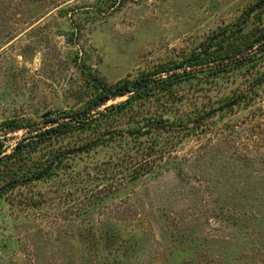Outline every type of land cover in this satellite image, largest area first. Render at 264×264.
Segmentation results:
<instances>
[{"label": "rangeland", "instance_id": "obj_1", "mask_svg": "<svg viewBox=\"0 0 264 264\" xmlns=\"http://www.w3.org/2000/svg\"><path fill=\"white\" fill-rule=\"evenodd\" d=\"M0 264H264V0H0Z\"/></svg>", "mask_w": 264, "mask_h": 264}, {"label": "trees", "instance_id": "obj_2", "mask_svg": "<svg viewBox=\"0 0 264 264\" xmlns=\"http://www.w3.org/2000/svg\"><path fill=\"white\" fill-rule=\"evenodd\" d=\"M197 64H195V65H193V66H203V65H205L206 63H199V62H196ZM181 67V66H180ZM184 69H187V66H184L183 67ZM163 84H167L168 82H166V81H164V82H162ZM101 88V87H100ZM103 91H106L105 93V95L104 96H102V94H100V98L98 99V101L95 103V106H94V108H98V107H100V106H102V105H104V104H106L107 103V101L109 100V98L111 97V96H115V97H117V96H123V95H125V94H128V93H130V90H128V89H115V90H110V89H107L106 87H102L101 88ZM81 119V118H80ZM82 119H83V117H82ZM66 125H69V124H66ZM66 127V126H65ZM64 127V128H65ZM11 128H15V126H12ZM59 129H61V128H56V129H51V130H49V131H47L46 133H49V134H51L52 132H55V131H57V130H59ZM34 144H36V142L34 143ZM32 145V143H30L29 145H27L26 147H29V146H31Z\"/></svg>", "mask_w": 264, "mask_h": 264}]
</instances>
